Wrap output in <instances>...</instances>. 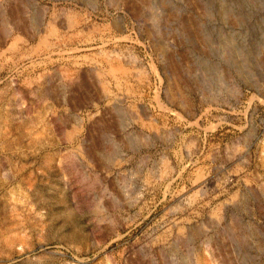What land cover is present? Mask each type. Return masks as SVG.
Listing matches in <instances>:
<instances>
[{
    "label": "rangeland",
    "instance_id": "rangeland-1",
    "mask_svg": "<svg viewBox=\"0 0 264 264\" xmlns=\"http://www.w3.org/2000/svg\"><path fill=\"white\" fill-rule=\"evenodd\" d=\"M0 264H264V0H0Z\"/></svg>",
    "mask_w": 264,
    "mask_h": 264
},
{
    "label": "bare ground",
    "instance_id": "bare-ground-1",
    "mask_svg": "<svg viewBox=\"0 0 264 264\" xmlns=\"http://www.w3.org/2000/svg\"><path fill=\"white\" fill-rule=\"evenodd\" d=\"M5 25V24H4ZM119 112V111H118ZM121 115V114H120ZM128 141V140H127ZM110 147V146H109ZM111 148V147H110ZM116 149V148H115ZM120 155V154H119ZM104 159V158H103Z\"/></svg>",
    "mask_w": 264,
    "mask_h": 264
}]
</instances>
